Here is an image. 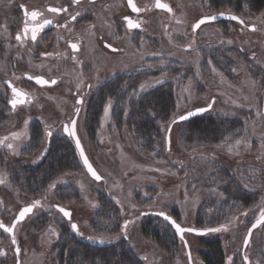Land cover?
I'll use <instances>...</instances> for the list:
<instances>
[{"label":"rangeland","instance_id":"rangeland-1","mask_svg":"<svg viewBox=\"0 0 264 264\" xmlns=\"http://www.w3.org/2000/svg\"><path fill=\"white\" fill-rule=\"evenodd\" d=\"M168 1L172 12L154 11L148 15L149 33L146 37L138 35L133 41L122 40V47L115 54L106 55L100 48L94 56V59L99 61V66L95 67V70L102 72L101 76L97 75L102 77L113 70L107 68L106 64H114L116 67L118 65L116 69L120 70L121 74L128 77H135L136 73H140L139 79H136L138 80L136 86L139 88L141 84L152 86L164 81L171 86L175 98V109L170 118L191 107L205 105L212 96L214 102L210 112L230 113L243 119L245 129L242 135L232 139L230 144L226 143L222 147L208 150V154L225 161L227 165L232 162L231 173L246 191L253 192L252 195L256 193L255 197L249 198L254 199L253 203L249 205L242 203L243 205L229 214L227 220L223 222L232 220L227 231L212 234L221 238L227 263L230 254L240 257L247 224L259 214L264 203V112L261 110L264 86V7L253 12L242 6L238 13L245 20V25L230 21L231 19H220L201 25V28L193 33L192 25L200 15L224 11L223 6L220 7L221 10L216 11L207 0ZM17 2L18 0H0V95L4 100L5 78L13 75L12 70L19 68L21 53L18 41L14 37ZM250 24H254L257 30H251L248 27ZM189 44L190 48L187 47ZM64 58L66 60L59 58V61L64 63L59 66L61 70L59 83L50 87H30L38 96L37 101L43 102L40 109L38 104H34L21 105L12 111L10 105L6 104L5 129L0 125V138L10 136L12 132L25 131V114L39 113L43 119L28 120L26 135L15 141L10 138L0 145V175H5L3 153L5 152L6 157H19L21 146L28 142L32 125L37 124L40 132L46 137L48 128L52 135L66 136L62 131V123L68 120L78 107L75 96L76 93L80 94L82 81L86 76L81 72L82 67L70 63L66 56ZM44 67L48 66L44 64ZM159 69L165 71L154 76L153 73H158ZM95 76L96 74L92 75ZM112 102V99L106 102L93 138L86 131V125L89 123L84 119L85 111L82 106L78 117L83 146L101 179L95 180L91 177L83 165L81 171H70L59 178L58 185L77 186L79 195L61 203L56 201L54 192L49 190L41 208L35 209L17 224L15 236L21 248L19 264H57L53 262V257L57 254L53 244L62 227L71 228V221L76 222L78 228L88 233L90 240L102 237L103 234L94 229L99 227L93 223L95 215L102 207L100 193H107L116 201L114 202L120 207V217L123 221L127 219L134 221L127 227L128 240L133 242L141 256H148L153 264H188L180 238L176 242L177 247L163 250L154 239H149L141 233L142 223L158 222L159 229L163 232L170 231L172 227L163 217L150 213L151 210H164L168 214L177 212L181 224L195 226V213L206 196L205 192H208L200 174L206 164L199 161L201 159L198 155H189L187 145L177 137L179 126L176 124L170 138L171 148L167 151L166 157L167 162L175 165L178 161L183 162L181 168L177 170L166 161L142 152L128 133L121 131L119 136L113 127ZM57 120L59 126L54 128L51 124ZM166 124L162 125L163 131ZM241 138L250 146L241 144L238 154H229L228 147ZM7 143H13L14 149L9 150ZM252 156L257 157L258 161L249 162ZM237 158L240 159L236 160ZM23 201L5 197V189L0 184V222L9 224L19 209L20 202ZM55 203L69 208L71 219L65 218L56 210ZM245 212L247 215H244ZM37 216L41 217L38 223L35 222ZM233 217L236 219H232ZM49 227L54 228L58 235L53 236L49 232ZM262 232L264 225L254 231L249 249L251 247L257 250L256 247L262 240ZM186 238L193 262L201 264L197 252L199 248L197 237L187 233ZM0 253H3L0 254V264H15L13 244L10 236L2 229Z\"/></svg>","mask_w":264,"mask_h":264},{"label":"trees","instance_id":"trees-1","mask_svg":"<svg viewBox=\"0 0 264 264\" xmlns=\"http://www.w3.org/2000/svg\"><path fill=\"white\" fill-rule=\"evenodd\" d=\"M207 2L216 11L221 10L220 7L223 6L224 11L238 15L242 6L253 12L264 7V0H207ZM157 71L158 73H153L154 76L162 74L165 70ZM139 76L140 73H136L135 77L120 74L97 91L87 110L89 135L92 138L95 136L94 132L96 127H99L104 106L112 99L111 121L119 136L121 131L128 133L142 152L167 162L166 153L171 148L166 144L167 129L171 124L169 137L172 138L173 127L175 124L178 125L177 137L187 145L189 155H198L201 159L199 161L207 166L200 171L208 192H205L206 196L195 213L196 227H217L242 203L247 205L253 203L254 199L249 198L255 197L256 193L252 195L253 192L251 194L246 191L231 173L232 162L229 164L228 161L227 165L225 161L208 154L209 149L221 144H230L232 139L238 137L245 129L243 119L230 113L213 114L209 109L183 121L172 123L176 116L170 118L175 109L171 86L163 81L141 89L136 86L138 81L136 79H139ZM4 108L5 100L0 95V125L4 126L3 129L7 117ZM164 123L167 124L163 131ZM20 153L19 157L12 158L6 157L5 152L3 153L5 175L2 176L6 177V182L1 184L5 189V197L11 200L14 198L24 200L20 202L19 207L35 200L41 201L42 204V201L47 199L46 194L49 190L54 192L56 201L61 203L79 195L77 186L57 184L65 173L78 172L82 169L79 155L69 136L54 134L46 137L40 132L37 124L32 125L28 142L21 146ZM252 157L249 162L258 161L257 157ZM167 164L177 170L183 166V162L180 161L176 165L170 161ZM53 184L55 186L50 188L49 186ZM100 196L102 207L93 221L99 228L94 229L103 235H115L113 239L119 246L105 244L93 247L75 234H71L66 227H62V234L55 240L54 250L57 254L53 257L54 263L83 264L85 258H88L93 264H144L140 253L135 252L127 244L129 234L127 230L125 234L122 229L125 220L120 217V207L107 193H100ZM41 204L34 208L33 212L41 208ZM170 214L180 222L177 212L173 211ZM39 218L41 219L37 216L36 223L41 221ZM158 225V222L145 221L142 223L141 233L149 239H154L163 250L177 247L176 242L179 238L173 228L163 232ZM198 241V252L207 264L226 263L225 251L219 236L207 234L199 236Z\"/></svg>","mask_w":264,"mask_h":264},{"label":"flooded vegetation","instance_id":"flooded-vegetation-1","mask_svg":"<svg viewBox=\"0 0 264 264\" xmlns=\"http://www.w3.org/2000/svg\"><path fill=\"white\" fill-rule=\"evenodd\" d=\"M134 2L136 3L138 7L142 8L143 11L139 13L132 12L130 7L128 6V0H79L78 4H73L71 0H18L17 2L18 5L16 6V18L17 19L15 18V20H17V25H16V31L14 33V37H16L18 32H21L23 28V24H24V11L23 9L20 8V5H25L29 11L35 9V10H38L44 13L42 17L37 18V21H31L29 19L30 24L40 23L42 22L43 19H51L53 23L47 25L45 29L39 33L36 42H32L30 40V33H29V39L23 42L18 41V45L20 46V52H21L20 60L18 62L19 68L18 69L15 68L14 70H12L11 72L13 73V75L11 74L9 75V77L5 78V104L10 105L9 101L12 99V90H11V87H9V83H8V82H11L12 86L24 91L31 98L30 103H25L23 105L31 106L34 104H38V108L40 109L42 107L43 102L37 101L38 96L32 92L30 87L32 86L50 87V86H54L55 84L54 85L52 84L38 85L34 79L29 80L28 76H32V77L42 76L43 78H45V80L51 81L52 79H55L57 83H59L61 79L59 75V72L61 71L59 66L64 64L63 61H59V58L61 59L63 58V60L64 59L66 60V58H64V56H66L69 59L70 63L73 62L75 64H78L79 67H82L81 72H83V74L86 76L84 81H82V90L80 94L76 93L77 92L76 89L74 90V93H76L75 102L77 101L78 98L82 97L83 103L79 104L78 107L79 109H81V106L84 108L85 112L83 113V115H84V119L87 120L88 118L87 110H88L89 105L92 102V99L94 98L93 96L97 93V91L103 88L106 85V83L109 82L112 78H115L121 74L120 70L116 69L118 65L116 67V65L114 64L113 65L106 64L107 68L113 69L112 72L109 74H105V76H102V77L97 76V75L101 76L102 74V72H97L95 70V67L98 68L99 66L98 65L99 61L95 60L94 56H96V53L99 52V49L101 48V50L105 52L106 55L117 53L118 51H120V47H122L121 46L122 40L133 41L134 39H137L138 35L139 36L145 35L144 37L148 35L149 33L147 30L148 15L153 14L154 11L169 13L167 10L156 8L155 7L156 0H134ZM161 2L167 3L171 7L168 0H161ZM49 7H60V8L67 7L68 11L61 12L59 14L50 13L47 11ZM77 12H79L80 15L77 16L76 20L73 21L71 19V15H74ZM203 15H210V14H203ZM203 15H200L197 18V20ZM125 16H129L130 18L133 19L134 22L140 23L141 25L140 28L132 29V30L127 29L126 23L123 20ZM217 21H210V22H217ZM230 21H234V20H230ZM235 22H238V21H235ZM250 25H253V24H250ZM250 25H248L249 28H251ZM138 31H141V33H138ZM69 42L76 43L78 45V50L74 51L70 47ZM107 44H111L112 48H108L106 46ZM113 49H116V50L114 51ZM41 53H52V55L42 56ZM44 64H46L48 67H44ZM13 66H16V65H13ZM94 74H96V76L92 77V75L94 76ZM213 101H214V97L211 96L209 101L205 105H208V104L212 105ZM203 105H199V106H203ZM18 106H21V105H17L16 108H18ZM194 107H197V106H194ZM194 107H191L185 111H188ZM10 108L12 111H14L11 105H10ZM79 115H80V112H79ZM73 118H76L75 129L82 143L84 141L82 140V137L79 133V124H78L79 119L75 117V110L72 116L68 120L62 123V131L65 133L64 125L67 124L69 126ZM26 119L39 121V120H42L43 118L39 113H30L27 115L25 114L24 120ZM51 125L54 128H56L59 126V121L57 120L53 122ZM47 131H51V130L48 128ZM86 131L88 133L87 125H86ZM65 135L69 136L67 133H65ZM69 137L72 139L71 136ZM83 144L84 143H82V146ZM84 150L86 152L85 148ZM55 205H58V204H54V208L58 210ZM262 207H264V203ZM159 211H164V210H151L150 213L152 212V213H156L157 215H159L158 214ZM259 215H260V211H259V214L256 217L252 218L251 221L247 224V228H246V231H245V234L242 240V244H241L240 257L237 256L236 254H230L229 255V257H231L230 264H245L243 260V257L245 254L248 255L250 264H264V232L261 233L262 240L258 243V246L256 247L257 248L256 251L254 250V248H251V247L249 249L248 248L249 245L247 247L243 246V241H244L248 227L253 222V220H255ZM261 226H258L257 228ZM191 227H196V226H191ZM197 228H203V227H197ZM206 228H211V227H206ZM257 228L252 230V236H251L249 244H251L254 231ZM67 230L71 234H75L78 238H80V240L90 245H93V247L103 246L105 244H113V245L119 246L117 241L113 239L115 235H109L107 238H105L106 235L105 236L102 235V237H104V240L101 242L100 239L90 240L89 234L86 233L81 228H79L78 232L74 231L72 228H67ZM60 232L61 233L57 236L56 239L60 237V235L63 232V229L60 230ZM187 233L189 232L184 233V239L187 241L188 249L191 255L190 246L186 238ZM7 234L10 236V241H11L12 235L9 233ZM190 234L195 235L198 239L199 236H203L207 234L212 235L213 232H205L202 234H196L192 232ZM178 238H180V242L183 244V247L185 249V253L187 256V250H186L185 244L181 240V237H178ZM16 240L18 244V239L16 238ZM127 244L135 252L137 251L132 241H127ZM54 245H55V242L53 244V247ZM13 250L16 255L15 264H19L20 257H19V254L17 255V253L15 252V245H13ZM254 253L256 256H254ZM199 257H200L201 264H207L204 258H202L200 254H199ZM191 260H192V255H191ZM142 261L144 262V264H153L152 259L145 255L142 256ZM187 262H188V258H187ZM83 264H93V263H91V261L88 258H85V260L83 261ZM193 264H196V263L193 262ZM225 264H229V259H228V262Z\"/></svg>","mask_w":264,"mask_h":264},{"label":"snow or ice","instance_id":"snow-or-ice-1","mask_svg":"<svg viewBox=\"0 0 264 264\" xmlns=\"http://www.w3.org/2000/svg\"><path fill=\"white\" fill-rule=\"evenodd\" d=\"M71 2L73 4H78L79 3V0H71ZM128 6L130 7V9L132 10V12H134V13H139V12L143 11L142 8H140V7H138L136 5V3L134 2V0H128ZM155 7L158 8V9L167 10L168 12H172L171 7L167 3H162L161 0H156ZM20 8L23 9V11H24V24H23V28H22L21 32H18L17 33L15 39L17 41L23 42V41L29 39V33H30V40L32 42H36L39 33L41 31H43L47 25L52 24L53 21L51 19H43L42 22H40V23H32V24H30L29 23V19L31 21H37V18L38 17H42L44 15V13L41 12V11L35 10V9L29 11L25 5H20ZM47 11L50 12V13L59 14L61 12H67L68 9H67V7H64V8H60V7H49L47 9ZM79 15H80V13L77 12L74 15H71V19L74 21V20H76L77 16H79ZM217 15H219V16H227L228 19H231V20H234V21H238L241 25H245V20L241 16H237L235 14H230V13L226 14L225 12L221 11L218 14L203 16L201 19H199L196 23H194L192 25V31H193V33H195L197 29H200L201 28V25H204L206 22L215 21L216 18H217ZM257 19H259V18H257ZM123 20L125 21L126 26H127V29H129V30L137 29V28H140V26H141L140 23L134 22L133 19L130 18L129 16H125L123 18ZM250 27H251V30H253V31H256L257 30L256 29V26L254 24L253 25H250ZM69 43H70V47L74 51L75 50H78V45L76 43H71V42H69ZM106 46L108 48H112V45L111 44H107ZM187 47L190 48L191 45L189 44ZM113 50L115 51L116 49H113ZM41 55L42 56H51L52 53H41ZM221 76H222V74H221ZM28 79L29 80L34 79L35 82L38 85H48V84L54 85V84L57 83V81L55 79H52L51 81H48V80H45L41 76H36V77L28 76ZM157 82H159V81H157ZM8 83H9V87H11V90H12V99L9 101V104L12 106V109L13 110L16 109L17 105H23L25 103H30L31 102V98L28 96L27 93H25L24 91H22L20 89H17L16 87L12 86L11 82H8ZM148 86H150V85H148V84H141L140 85V88L141 89H144L145 87H148ZM77 88H79V84L77 85ZM76 103H77V105L82 104L83 103L82 97L78 98L77 101H76ZM110 103L111 102H109V104ZM211 106L212 105L209 104L208 105V108L210 109ZM205 110L206 109H203V108L196 109V113L204 112ZM79 112H80V109H79V107H77L75 109V117L78 118ZM196 113H194V112H188L186 115L179 116L178 117V120L179 121H183V120H185V119L193 116ZM107 115H108V108L106 107L105 108V116L107 117ZM28 123H29V121L28 120H25V122H24L25 131L12 132V133H10V136H5L3 138H0V145L4 144L5 141L9 140L10 138L15 141V140H19L21 138V136L26 135V129H27ZM172 123H176V120H173ZM75 127H76V118H73L71 120V127L65 125L64 126V131L69 136H72V137H74L76 139V146H77L78 149H80V155L83 158L84 164L87 166L88 171L91 173V175L96 180H100L101 177L92 168V165L89 163L87 157L84 155L83 149L80 146L79 138L76 136ZM167 131L170 133V131H171V127L170 126L167 129ZM46 135L48 137H51L52 132L51 131H47L46 132ZM166 142L170 146V137H166ZM241 144H245L246 147L247 146H250V144L248 142H246L244 138L237 139L235 141V144L234 145L228 147L229 154H238L239 148H240ZM6 146H7V148L9 150H13L14 149L13 143H7ZM222 146H224V145L223 144L222 145H217V147H222ZM157 171H159V169H157ZM5 182H6V177L0 175V184H3ZM54 186L55 185L53 184V185H50L49 187L51 188V187H54ZM40 204H41V201L35 200L32 204L23 207L20 210V212L18 213V215L16 217V220L13 221V223H12L11 226H6L2 222H0V229H3L5 232L12 234L11 243L13 245H16L15 252L17 253V255L20 253L21 248L17 244V240H16V236H15V231L14 230H15L17 224L20 221H23L25 219V217L28 216L30 213H32L33 212V209L36 208L37 206H39ZM56 207H57L58 211L63 214L64 217H67V218L71 219V213L68 210H66L65 208H63V207H61L59 205H57ZM159 215L164 216L165 219H167V220H169L171 222V224L176 229V232L180 234L181 240L184 242L185 247H187V241L184 240V233L185 232H189V233H192V232L204 233V232H221V231H227L228 230V227H229V224L232 222V220H229L228 222L223 223V224H220L217 227H211V228H205V229H196L194 227L184 228L180 224L176 223V221L174 219H172L171 216L167 215L165 212L161 211V212H159ZM244 215H247V212H245ZM232 219H236V218L233 217ZM130 223H134V221H129V220H125L124 221V224L122 226V229L124 230L125 234H126L127 227H128V225ZM261 225H264V207L261 208L260 215L256 219V221L252 224V228L248 229V233H247V235H246V237L244 238V241H243V244H244L245 247H247L249 245V243H250V239H251V236H252V230L255 229V228H257L258 226H261ZM71 228L74 231H77V232L79 231V228H78L77 224H75V223H72L71 224ZM49 232L53 236L58 235V233H56L55 229L52 228V227H49ZM99 239L102 242L104 240V237H99ZM0 254H3V253H0ZM189 258H190V253H189ZM228 259H229V264H230L231 257H229ZM243 260H244L245 264H250V261H249V258H248V255L247 254L244 255Z\"/></svg>","mask_w":264,"mask_h":264},{"label":"water","instance_id":"water-1","mask_svg":"<svg viewBox=\"0 0 264 264\" xmlns=\"http://www.w3.org/2000/svg\"><path fill=\"white\" fill-rule=\"evenodd\" d=\"M219 12H221V11H219ZM219 12H215V13H212V14H210V15H213V14H218ZM223 12H225L226 14H228V13H230V14H235V13H232V12H227V11H223ZM235 15H237V14H235ZM203 16H207V15H203ZM203 16H201L199 19H201ZM237 16H239V15H237ZM198 19V20H199ZM220 19H228L227 18V16H219V15H217V18H216V20L215 21H217V20H220ZM197 20V21H198ZM196 21V22H197ZM195 22V23H196ZM42 77V76H41ZM45 79V78H44ZM209 105V104H208ZM208 105H203V106H197V107H194V108H192V109H190V110H188V111H185V112H183L182 114H180V115H178V116H176L175 118H174V120H176V121H179L178 120V117L179 116H181V115H186L188 112H194V113H196V109H200V108H203V109H209L208 108ZM205 110V111H206ZM261 110L264 112V87H263V96H262V103H261ZM200 113H202V112H200ZM200 113H196V114H194V115H197V114H200ZM65 125H67V124H65ZM64 125V126H65ZM68 126V125H67ZM170 127H171V124L169 125ZM69 127H71V122H70V125H69ZM169 128V127H168ZM75 131H76V129H75ZM76 136L78 137V135H77V132H76ZM72 137V136H71ZM166 137H169V132L167 131V133H166ZM79 138V137H78ZM72 139H73V141H74V144H75V147H76V150H77V152H78V154H79V158H80V160H81V162H82V164H83V167H84V169H85V171L91 176V177H93L92 175H91V173L88 171V168H87V166L84 164V160H83V158L81 157V155H80V149H78L77 148V146H76V139L74 138V137H72ZM79 141H80V139H79ZM166 144L168 145V143L166 142ZM80 146H81V148L83 149V152H84V155L87 157V159H88V161H89V163L92 165V168L97 172V174L101 177V175L99 174V172L97 171V169L93 166V164L91 163V161L89 160V158H88V156H87V154H86V152H85V150H84V148H83V146H82V143H81V141H80ZM94 178V177H93ZM95 179V178H94ZM96 180V179H95ZM30 204H32V203H29V204H24V205H22V206H20L19 207V209L17 210V212H16V214H15V216L13 217V219L11 220V222L9 223V224H7V223H3L4 225H6V226H11L12 225V223H13V221L14 220H16V217H17V215H18V213L20 212V210L23 208V207H25V206H27V205H30ZM59 205V204H58ZM55 206H57V205H55ZM59 206H61V205H59ZM61 207H63V208H65L66 210H68L70 213H71V210L69 209V208H67V207H64V206H61ZM159 212H161V211H159ZM159 212H158V214H159ZM164 212V211H163ZM166 213V212H165ZM167 214V213H166ZM63 215V214H62ZM167 215H169V216H171L172 217V219H174L175 221H176V223H178V224H180L172 215H170V214H167ZM161 216V215H160ZM164 219H165V217L164 216H162ZM259 217V216H258ZM257 217V218H258ZM65 218H67V217H65ZM256 218V219H257ZM67 219H69V218H67ZM256 219L255 220H253V222L250 224V226L248 227V229H250V228H252V224L256 221ZM167 220V219H166ZM168 222H169V224L171 225V227L174 229V231H175V233L177 234V236L178 237H180V234L179 233H177L176 232V229L174 228V226L171 224V222L169 221V220H167ZM72 223H75L76 224V222H74V221H72L71 222V224ZM182 227H184V228H188V227H191V226H184V225H182V224H180ZM194 228H196V229H205V228H197V227H194ZM248 229H247V232H246V235H247V233H248ZM193 233H196V234H202V233H197V232H193ZM205 233V232H204ZM10 234V233H9ZM12 235V234H11ZM246 235H245V237H246ZM185 240V239H184ZM243 246H244V244H243ZM15 248H16V245H15ZM186 250H187V258H188V262H189V264H193V262H192V260H191V255H190V258H189V249H188V245H187V247H186Z\"/></svg>","mask_w":264,"mask_h":264}]
</instances>
